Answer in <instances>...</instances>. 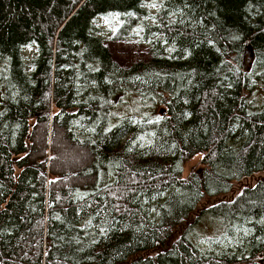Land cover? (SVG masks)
Here are the masks:
<instances>
[{"label": "trees", "instance_id": "1", "mask_svg": "<svg viewBox=\"0 0 264 264\" xmlns=\"http://www.w3.org/2000/svg\"><path fill=\"white\" fill-rule=\"evenodd\" d=\"M0 264H264V0H0Z\"/></svg>", "mask_w": 264, "mask_h": 264}, {"label": "rangeland", "instance_id": "2", "mask_svg": "<svg viewBox=\"0 0 264 264\" xmlns=\"http://www.w3.org/2000/svg\"><path fill=\"white\" fill-rule=\"evenodd\" d=\"M106 39H109L108 46L112 54H114L118 59L122 60L123 63L132 62H147L150 57L147 54V48L145 46L139 45L137 42L138 37H132V39H115L113 31L110 34H106ZM136 39V40H135ZM162 110L158 107L156 112L160 113ZM154 115V107L149 106L145 103L140 96L130 95L124 104L117 106L114 110L113 116L114 121H111V126L117 125L120 120L124 117H135L137 119H142L146 116ZM201 157L192 158L187 162L185 166L186 176L194 171H200L201 165L199 164ZM194 232L197 235L204 234L206 237H213L218 234L216 230V221L210 215L203 216L200 221L194 226ZM204 244V241H201Z\"/></svg>", "mask_w": 264, "mask_h": 264}, {"label": "water", "instance_id": "3", "mask_svg": "<svg viewBox=\"0 0 264 264\" xmlns=\"http://www.w3.org/2000/svg\"><path fill=\"white\" fill-rule=\"evenodd\" d=\"M246 53L249 55L250 59L254 58V51H253L252 46L249 43H247L246 45Z\"/></svg>", "mask_w": 264, "mask_h": 264}, {"label": "bare ground", "instance_id": "4", "mask_svg": "<svg viewBox=\"0 0 264 264\" xmlns=\"http://www.w3.org/2000/svg\"><path fill=\"white\" fill-rule=\"evenodd\" d=\"M17 57V56H16ZM149 196V195H148ZM147 205V204H146Z\"/></svg>", "mask_w": 264, "mask_h": 264}]
</instances>
